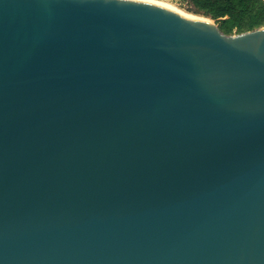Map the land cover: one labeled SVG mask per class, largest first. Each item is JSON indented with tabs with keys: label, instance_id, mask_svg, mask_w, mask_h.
<instances>
[{
	"label": "water",
	"instance_id": "water-1",
	"mask_svg": "<svg viewBox=\"0 0 264 264\" xmlns=\"http://www.w3.org/2000/svg\"><path fill=\"white\" fill-rule=\"evenodd\" d=\"M0 264H264V27L0 0Z\"/></svg>",
	"mask_w": 264,
	"mask_h": 264
},
{
	"label": "trees",
	"instance_id": "trees-1",
	"mask_svg": "<svg viewBox=\"0 0 264 264\" xmlns=\"http://www.w3.org/2000/svg\"><path fill=\"white\" fill-rule=\"evenodd\" d=\"M195 14L213 19L227 35L264 27V0H189Z\"/></svg>",
	"mask_w": 264,
	"mask_h": 264
},
{
	"label": "bare ground",
	"instance_id": "bare-ground-1",
	"mask_svg": "<svg viewBox=\"0 0 264 264\" xmlns=\"http://www.w3.org/2000/svg\"><path fill=\"white\" fill-rule=\"evenodd\" d=\"M135 1H140V2H147V3H150V4H154V5H157V6H160V7H164L166 9H169V10H172L174 12H177L178 14H180L181 16H183L184 18L186 19H189V20H206V21H209L211 19L209 18H206L204 16H200V15H197V14H193L191 12H187L181 8H178V7H175V6H172L164 1H161V0H135Z\"/></svg>",
	"mask_w": 264,
	"mask_h": 264
},
{
	"label": "rangeland",
	"instance_id": "rangeland-1",
	"mask_svg": "<svg viewBox=\"0 0 264 264\" xmlns=\"http://www.w3.org/2000/svg\"><path fill=\"white\" fill-rule=\"evenodd\" d=\"M161 1H164V2H166V3H168V4L172 5V6L181 8V9L187 11V12L193 13L192 11H189L190 8H191L189 0H161ZM193 14H195V13H193Z\"/></svg>",
	"mask_w": 264,
	"mask_h": 264
}]
</instances>
